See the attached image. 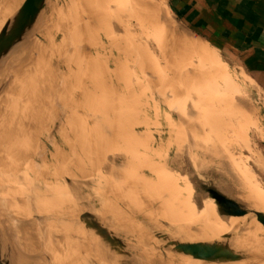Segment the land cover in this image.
I'll return each mask as SVG.
<instances>
[{"label":"rangeland","instance_id":"obj_1","mask_svg":"<svg viewBox=\"0 0 264 264\" xmlns=\"http://www.w3.org/2000/svg\"><path fill=\"white\" fill-rule=\"evenodd\" d=\"M5 1L0 0V29L23 2ZM169 2L47 0L33 29L0 61V226L8 244L15 237L27 248L30 264H54L51 233L65 245L66 251L56 254L61 264H140L136 239L167 264L163 252L181 253L165 248L164 233L179 235L196 216L225 221L222 212L204 210L221 211L209 187L250 214L264 215L263 204L246 192L226 181L215 185L227 172L221 165L227 150L264 188L262 79L226 64L220 51L176 20ZM172 23L197 45L182 43L169 31ZM33 38L41 42L34 49L28 46ZM146 163L158 164L162 174L147 170ZM160 180L185 190L182 202L189 197L198 202L185 209L188 221L167 219L184 206L165 213V199L147 191L160 188ZM144 190L150 194L142 195ZM230 218L225 223L233 232L220 240L212 232L210 243L238 253L243 242L244 259L236 264L263 256L264 228L242 217L238 228ZM141 225L157 231L149 234ZM95 227L120 238L128 257L114 255L93 235ZM8 229L12 236L6 235ZM246 235L258 237L260 244L246 242Z\"/></svg>","mask_w":264,"mask_h":264},{"label":"bare ground","instance_id":"obj_2","mask_svg":"<svg viewBox=\"0 0 264 264\" xmlns=\"http://www.w3.org/2000/svg\"><path fill=\"white\" fill-rule=\"evenodd\" d=\"M9 1V0H8ZM5 2H7V0L5 1ZM4 2V4H6L5 5V7H6V10L5 11H7L8 12V8H10V5H9V7H7V3H5ZM10 3V2H9ZM8 3V4H9ZM12 3V2H11ZM10 3V4H11ZM3 7V6H2ZM11 7H12V5H11ZM11 9V8H10ZM3 10V9H2ZM168 20V19H167ZM171 20V19H170ZM173 22V21H172ZM174 23V22H173ZM173 23L170 25V29H169V31L171 30L172 31V34H174V35H177L178 37V39L183 43H185L188 47H192V48H194L197 44V42L195 41V40H192V39H190L189 38V36H188V34H186L187 32L184 30V33L182 32L181 33V31H179V29H178V25L176 26V25H173ZM166 25V24H165ZM40 44H41V42L39 41V39L38 38H33V39H31V41L28 43V46L30 47V48H37V47H39L40 46ZM27 48V47H26ZM9 60V59H8ZM11 62V61H10ZM13 62V61H12ZM11 62V63H12ZM7 64V63H6ZM14 65H15V63H13ZM4 65H5V63H4ZM2 67V66H1ZM108 148V147H107ZM222 154H223V162L221 163V165H222V167H224V169L227 171L226 173L225 172H222L220 175V178H221V180L220 181H216L215 182V185L217 184V186L220 188V184L222 183V181H226V182H228V183H231L232 185H234V187H236V188H238L240 191H243V192H246L247 194H249L256 202H260L261 204H263V207H264V188L256 181V179H255V177L245 168V167H243V166H241L240 165V163H238L230 154H229V152L227 151V150H225V151H223L222 152ZM106 158V157H105ZM241 160V159H240ZM122 163V162H121ZM123 163H125L126 164V162H123ZM127 164H128V162H127ZM241 164H242V162H241ZM101 166V165H100ZM129 166V165H128ZM146 166H147V170H152V171H156L158 174H162V172H163V169H162V167H160L158 164H156V163H150V164H147L146 163ZM108 169V168H107ZM42 170H43V168H42ZM115 171V170H114ZM224 171V170H223ZM114 173V172H113ZM161 178H164V177H162V176H160ZM116 180H117V177H116ZM115 180V181H116ZM117 182V181H116ZM122 182V181H121ZM123 183V182H122ZM177 183H175L174 181H162V180H160V188H158L157 186L156 187H152V188H150L151 190H149L148 188H146V190L147 191H151V192H154V193H151V194H153V195H155V197L156 198H158L160 201H163V200H161V198L163 197L164 199H165V202H164V204H163V206H164V209H165V213L166 212H168V211H170V210H172V209H177V207L179 208L180 206H184L183 208L184 209H181L180 211H177V213H175L174 211H172V212H170L169 213V215H168V218L167 219H169V220H173V221H175L176 223H183V222H186V221H188V218L191 216L190 214H189V216H188V213H190L189 211H186L187 209L186 208H188V207H190L191 205H192V207L193 206H197V205H195V204H197L198 202H196V201H193L192 199H191V197H189V199L186 201L185 200V202H182L181 201V196L184 194V191H181L180 189H178V187H177V185H176ZM116 185H119V184H116ZM122 185V184H121ZM128 185V184H127ZM130 185V184H129ZM131 186H132V184H131ZM167 186V187H166ZM117 187V186H116ZM119 188L121 187L122 188V186H118ZM117 187V188H118ZM124 187V186H123ZM129 187V186H128ZM148 187H151V186H148ZM166 187V188H165ZM117 188H116V190H117ZM118 188V189H119ZM120 188V189H121ZM181 188V187H180ZM152 189H155V190H153L152 191ZM182 189V188H181ZM185 189V188H184ZM190 189V188H189ZM207 189H212V190H214L215 192H217L220 196H222L223 198H225L226 200H228V201H230V202H232L234 205H236V206H238V207H240L241 208V206L239 205V204H237V202H235L234 200H232V199H230L229 197H227V196H225L224 194H222L221 192H219L218 190H215L214 188H211V187H209V188H207ZM122 190H124V189H122ZM128 190V189H127ZM119 191V190H118ZM141 191H143V190H141ZM147 191L145 192V190H144V194L141 192V194L142 195H145V194H150V193H147ZM187 191H189V190H187ZM226 192H227V187H226V190H225ZM100 192H101V190H100ZM122 192V191H121ZM120 192V193H121ZM125 192V191H124ZM124 192H122V194L124 193ZM62 193V192H61ZM139 195V196H142V195ZM186 194V193H185ZM227 194V193H226ZM51 195H54V192L53 191H51V194H50V196ZM127 195V194H126ZM153 195H151L152 197H153V199H154V196ZM62 196V195H61ZM61 196H59V198H60V200L61 201H63L64 199H65V197H64V195H63V199H62V197ZM108 196V195H107ZM118 196V195H117ZM123 196V195H122ZM171 196H176V197H179V198H176V199H169V197H171ZM121 197V196H120ZM128 197V196H127ZM144 197V196H143ZM152 197H149L148 199H150L151 200V198ZM186 197V196H185ZM185 197H183V198H185ZM188 197V196H187ZM67 198H68V196H67ZM119 198V197H118ZM140 198V197H139ZM116 199H117V197H116ZM125 199H126V197H125ZM143 199V198H142ZM141 199V202L143 203V201H144V203H145V200L147 199L146 198V196L144 197V199L142 200ZM187 199V198H186ZM156 200V199H155ZM158 200V202L160 203V201ZM199 200V199H198ZM54 201H56V200H54ZM67 201V200H66ZM119 201V200H118ZM133 201V200H132ZM131 201V202H132ZM140 201V200H139ZM138 201V202H139ZM51 202V201H50ZM49 202V203H50ZM99 202V201H98ZM122 202H123V200H122ZM140 202V203H141ZM147 203H149L150 201H146ZM152 202V201H151ZM153 202H154V200H153ZM155 202H157V201H155ZM157 202V203H158ZM61 203V202H60ZM128 203H130V202H128ZM141 203V204H142ZM158 203V204H159ZM200 203V202H199ZM124 204V203H123ZM150 204V203H149ZM148 204V205H149ZM57 205V204H56ZM144 205H147L146 203L144 204ZM143 205V206H144ZM151 205H153V203L151 204ZM200 205V204H199ZM211 205V204H210ZM49 206H51V207H53V205H49ZM139 206V205H138ZM244 206V205H243ZM51 207H49L50 208V211H49V219H50V221H52L53 219V216L51 215L52 214V211H51ZM106 207V206H105ZM126 207V206H125ZM148 207V206H147ZM146 207V208H147ZM157 207H158V205H157ZM199 207V206H198ZM203 207V206H202ZM246 207V206H245ZM39 208H41V207H39ZM54 208H55V204H54ZM54 208H53V210H54ZM140 208V207H139ZM163 208V207H162ZM205 208V207H204ZM58 209V208H57ZM104 210H106L105 208H103ZM129 209H130V207H129ZM148 209V208H147ZM158 209V208H157ZM186 209V210H185ZM192 209H194V208H192ZM243 209V208H242ZM125 210V209H124ZM205 211H207V212H211V213H214V214H216V213H219V212H222L223 213V216H224V218H225V221L226 220H229V218H230V216L226 213V212H224V211H226L225 209H222V208H218L217 210H221V211H216V209H215V206H211V207H206L205 209H204ZM245 210V209H244ZM130 211V210H129ZM136 211V210H135ZM161 211V210H160ZM38 212H40V214L42 215H44V211L43 212H41V211H39V209H38ZM55 212V211H54ZM104 212H106V211H104ZM107 212H109V211H107ZM106 212V213H107ZM126 212V211H125ZM132 212V211H131ZM131 212H129V214H133V213H131ZM144 212V211H143ZM14 213V212H13ZM137 213V212H136ZM142 213V212H141ZM140 213V214H141ZM152 213V212H151ZM221 213V214H222ZM254 213H256V212H254ZM37 214V213H36ZM47 214V213H46ZM45 214V215H46ZM128 214V213H127ZM128 214V215H129ZM44 215V216H45ZM134 215V214H133ZM48 216V215H47ZM58 216V215H57ZM114 215H112L111 214V216L110 217H113ZM46 217V216H45ZM242 218H244L245 219V222L246 223H249L250 221H252V220H255L254 219V217L250 214V213H248L246 216H244V217H242ZM7 218H5V221L7 222V220H6ZM45 219V218H44ZM89 219H91V218H89ZM192 220H191V224H190V227L189 228H185L186 230L184 231V232H180V234L179 235H176V236H172V235H170V234H166V233H164L165 234V236H164V238L165 239H163V241L164 240H168L167 242H170L171 244H169V245H166L165 246V248H172V247H174L175 246V244L176 243H190L189 241H194V243H195V241L196 242H205V243H210V234L212 233V232H216V237H217V240H220L221 238H226L227 237V234L229 233V232H233L232 230H231V228L225 223V221L222 219L221 221H219L218 222V224L217 223H215L213 220H211L210 218H208L207 217V219L206 218H203V217H193V218H191ZM231 220H233L234 221V223H235V225L238 227V228H240V223H239V219L240 218H233V217H231L230 218ZM50 221H48L49 222V226H50V232H51V230H54V229H51V227L53 226L52 224H51V222ZM112 221H114V223H115V221H118V218L117 217H115L114 219H112ZM256 221V220H255ZM41 222H43V220L41 221ZM55 222H57V221H55ZM92 222V221H91ZM40 224H42V223H40ZM259 224V223H258ZM23 225V224H22ZM27 225V224H26ZM58 225V224H57ZM114 225V224H113ZM181 225V224H180ZM20 226V225H19ZM18 226V227H19ZM25 226V225H24ZM33 226V225H32ZM55 226V225H54ZM142 227H143V229H145L149 234H150V232H154V231H157V230H154V229H152V228H150V227H148V226H146V225H141ZM26 227V226H25ZM29 228H31L30 226H28ZM58 227H59V225H58ZM182 227V226H181ZM60 229H61V227H60ZM27 230V229H26ZM175 229H173L172 231H174ZM33 231H35V230H33ZM59 231H61V230H59ZM53 232H56L57 233V228H56V231H53ZM62 233V232H61ZM29 234H30V232H29ZM60 234V233H59ZM6 235H10V236H12L13 235V232H12V230L11 229H8V231L6 232ZM54 235V233H51V237L53 238V239H55V237H57L56 235L55 236H53ZM30 236H32V235H30ZM34 236V235H33ZM32 236V237H33ZM145 236H147V235H144L143 237H145ZM193 238H192V237ZM14 237V236H13ZM31 237V238H32ZM45 237V236H44ZM63 237V236H62ZM246 238V242H249L250 244H254V245H259L260 244V241H259V238L258 237H256V236H254V235H246L245 236ZM15 238V237H14ZM13 238V245H12V254H13V259H14V262H13V264L15 263V264H30V260L27 258L28 257V254H27V256L25 255V253H29L28 252V250L26 251V249L27 248H25V246L23 245V243H21L20 244V242H18V241H16L15 242V239ZM17 238V237H16ZM47 238H48V236H47ZM148 238H149V236H148ZM33 240H34V237L32 238ZM51 240L50 242H53L52 243V245H51V247L48 249L49 251L51 250V249H53L52 248V246L53 247H55L54 248V250H52L51 252V258H52V261L54 262V264H61L60 263V261H59V258H58V255H56V254H58L57 252L59 251H62V249L64 248V250H65V245H64V242H63V244L62 243H58V241H56V239L55 240ZM141 239V238H140ZM19 240V239H18ZM26 240V239H25ZM38 240V239H37ZM48 240H49V238H48ZM133 240V239H132ZM161 240V239H160ZM30 241H32V240H30ZM46 241V240H45ZM147 241H148V239H147ZM149 241H151V239L149 240ZM39 242V241H38ZM57 243H58V245H57ZM130 244H133V243H131V242H129ZM150 244H151V242H149ZM223 243V242H222ZM233 243V242H232ZM241 243H243V242H241ZM241 243H239V246H238V253H239V251L240 250H243V244H241ZM34 244L36 245V243L34 242ZM39 245V244H38ZM62 245H64V246H62ZM134 246L133 247H135V246H137L138 247V253L140 252V253H142V255L141 256H139L138 257V260H139V263L140 264H162V260L163 259H161V257H153V255L149 252L148 253V251H149V249H146V247L144 246V243H143V241H141V240H139V239H136L135 240V242H134V244H133ZM226 245V244H225ZM41 246V245H40ZM33 247H37V245L36 246H34L33 245ZM39 247V246H38ZM248 247V246H247ZM40 248H42V247H40ZM48 248V247H47ZM136 248V247H135ZM244 248H246L245 246H244ZM263 248H264V245H263ZM37 249V248H36ZM46 249V248H45ZM137 249V248H136ZM43 250H44V248L42 249V252L41 253H44L43 252ZM39 251H41V249L39 250ZM48 251V254L50 253ZM66 251V250H65ZM151 251V250H150ZM166 251V250H165ZM168 252H169V250H167ZM47 252V251H46ZM46 252H45V255H46ZM168 252H163V254L161 255V256H163L164 257V253L167 255V257H168V262H167V264H204V263H201V262H198L197 260H191V259H189L188 257H189V255H185V254H179V255H175V254H173V252L171 253V251H170V253H168ZM38 253V252H37ZM40 253V252H39ZM254 254V253H253ZM50 255V254H49ZM49 255H48V260H49ZM114 255H116V254H114ZM188 256V257H185V256ZM257 255V254H256ZM37 256H39V254L37 255ZM44 256V255H43ZM105 257L107 256V255H104ZM112 256V255H111ZM117 256V255H116ZM260 256H262V255H260ZM260 256H255L253 259H251V260H249V262H248V264H264V259H262V258H264V255L262 256V257H260ZM40 257V256H39ZM61 257L62 258H65V255L64 254H62L61 255ZM38 258V257H37ZM36 258V259H37ZM40 258H42V257H40ZM116 258V257H115ZM45 259H46V257H45ZM122 259V258H121ZM202 260H206L207 261V263L208 262H210L211 264H216L215 263V261L214 260H212V259H208V258H204V257H202L201 258ZM32 260V259H31ZM39 260V259H38ZM37 260V261H38ZM116 260V259H115ZM124 260H125V258H124ZM136 260V259H135ZM134 260V261H135ZM39 261H41V260H39ZM50 261V260H49ZM35 262V261H34ZM32 263V261H31V263L32 264H37V263ZM42 262V261H41ZM43 262L45 263V261L43 260ZM42 262V263H43ZM46 262H47V260H46ZM51 262V261H50ZM121 262V264L123 263V261H120ZM130 262V261H129ZM224 260H217V264H224ZM43 263V264H44ZM49 263V262H48ZM206 263V264H207ZM209 263V264H210ZM47 264V263H46ZM50 264V263H49ZM70 264V263H69ZM123 264H129V263H123ZM130 264H134V262H132L131 261V263ZM137 264V263H136ZM164 264V263H163ZM166 264V263H165ZM228 264H236V263H230L229 261H228Z\"/></svg>","mask_w":264,"mask_h":264},{"label":"crops","instance_id":"obj_3","mask_svg":"<svg viewBox=\"0 0 264 264\" xmlns=\"http://www.w3.org/2000/svg\"><path fill=\"white\" fill-rule=\"evenodd\" d=\"M168 9L264 91V0H170Z\"/></svg>","mask_w":264,"mask_h":264},{"label":"water","instance_id":"obj_4","mask_svg":"<svg viewBox=\"0 0 264 264\" xmlns=\"http://www.w3.org/2000/svg\"><path fill=\"white\" fill-rule=\"evenodd\" d=\"M47 0H23L18 9L5 21L0 29V61L5 58L26 35L33 29L39 16L46 6ZM207 193L214 200L218 208L225 209L230 217L241 218L249 212L234 205L212 189H207ZM257 223L264 228V215L251 213ZM93 235L118 256L128 257L125 245L112 232L105 228L95 227ZM171 244L167 242L166 245ZM12 245L8 244L4 238L3 230L0 226V264H13ZM173 251L189 255L192 258L204 257L212 260H224L229 262H240L244 258L241 253H236L227 245L221 243H176Z\"/></svg>","mask_w":264,"mask_h":264},{"label":"trees","instance_id":"obj_5","mask_svg":"<svg viewBox=\"0 0 264 264\" xmlns=\"http://www.w3.org/2000/svg\"><path fill=\"white\" fill-rule=\"evenodd\" d=\"M213 44V42H211Z\"/></svg>","mask_w":264,"mask_h":264}]
</instances>
